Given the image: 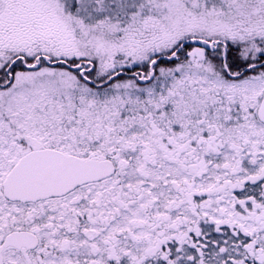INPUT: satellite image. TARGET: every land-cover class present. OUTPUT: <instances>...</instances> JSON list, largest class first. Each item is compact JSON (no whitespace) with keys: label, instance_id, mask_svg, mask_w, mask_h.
<instances>
[{"label":"snow or ice","instance_id":"6c2138e0","mask_svg":"<svg viewBox=\"0 0 264 264\" xmlns=\"http://www.w3.org/2000/svg\"><path fill=\"white\" fill-rule=\"evenodd\" d=\"M0 264H264V0H0Z\"/></svg>","mask_w":264,"mask_h":264}]
</instances>
